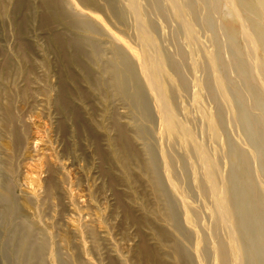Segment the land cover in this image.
<instances>
[{
  "label": "bare ground",
  "instance_id": "6f19581e",
  "mask_svg": "<svg viewBox=\"0 0 264 264\" xmlns=\"http://www.w3.org/2000/svg\"><path fill=\"white\" fill-rule=\"evenodd\" d=\"M38 1L40 25L89 33L49 43L74 65L88 45L100 75L86 79L126 109L141 156L123 125L111 151L130 185V166L146 178L154 204L135 222L157 248L172 264H264V0ZM16 195L0 165L1 264H70Z\"/></svg>",
  "mask_w": 264,
  "mask_h": 264
},
{
  "label": "rangeland",
  "instance_id": "374dc122",
  "mask_svg": "<svg viewBox=\"0 0 264 264\" xmlns=\"http://www.w3.org/2000/svg\"><path fill=\"white\" fill-rule=\"evenodd\" d=\"M39 4L0 0V118L4 105L12 114L6 130L0 127V165L15 177L20 212L51 237L50 252L70 264H172L152 230L135 222L154 204L145 176L130 166V185L112 155L116 126L123 125L141 156L140 141L125 127L126 109L119 100L107 103L86 79L100 75L88 45L74 65L49 43L56 32L89 33L59 20L40 25ZM3 232L0 224V239ZM144 245L160 262L142 258Z\"/></svg>",
  "mask_w": 264,
  "mask_h": 264
}]
</instances>
